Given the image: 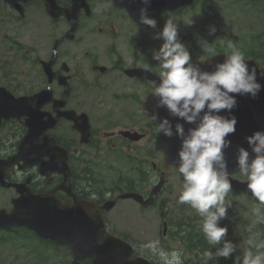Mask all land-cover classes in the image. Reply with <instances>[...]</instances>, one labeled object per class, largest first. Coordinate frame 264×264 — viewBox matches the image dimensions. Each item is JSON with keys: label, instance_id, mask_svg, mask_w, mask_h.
Here are the masks:
<instances>
[{"label": "flooded vegetation", "instance_id": "flooded-vegetation-1", "mask_svg": "<svg viewBox=\"0 0 264 264\" xmlns=\"http://www.w3.org/2000/svg\"><path fill=\"white\" fill-rule=\"evenodd\" d=\"M57 2L61 6H69L71 3L70 0ZM108 2L88 0L93 13H79L72 39L63 38L71 25L66 17L61 16L51 22L45 39L48 46L44 54H32L46 49L42 42L38 44V41L33 42L29 36L24 37L22 33L16 32L18 40L25 39L33 44V49L27 50V54L23 56L25 61L21 64L23 70L22 79L18 84L19 93L30 95L48 84L51 96L44 109L52 112L54 108H59L54 106L53 101H63V110L74 111L78 118H59L55 127L50 130V135L69 151L71 187L77 198L94 201L104 214L109 212L103 209L105 201L114 199L115 207L119 200L118 195L124 191H137L144 197L149 196L152 182L147 173L150 172L142 168L140 171L145 172L144 176L134 173L118 178L111 187L100 189L96 186L98 180L94 174L86 179L89 175L87 168L91 164L89 156L99 159L101 153L106 150L109 152L107 160L113 163L116 152L126 150L128 158L135 156L128 161L131 163L136 162L137 157L130 153L132 149L139 150L144 154L143 157H150L153 154L152 146L159 150L168 142L165 135L157 133V125L140 112L139 104L152 92L154 84L138 77L137 74L135 77L131 76V70L136 69L150 70L159 75L158 62L153 59L152 53L159 49L163 40L153 41V28L134 23L121 9L114 8L112 12L101 13L100 4ZM8 10L14 11L12 8ZM161 10L153 7L148 9L147 14L150 18L160 20ZM58 39L61 40L55 44ZM129 60L132 62L129 63ZM27 61L30 62V68L25 70ZM42 61L50 62V78L41 70ZM34 70L37 73H34ZM79 115L87 117L86 143L81 141L80 130L74 127L76 123L84 125V117L79 118L82 117ZM5 124L6 122L3 123L2 129ZM19 125V128L10 127L9 133L12 135L20 132V143L26 133V127L23 126L22 120ZM143 159L146 158H140L139 162L146 167L147 162ZM152 169L160 174V166L153 160ZM60 179V176H56L53 185L59 183ZM105 218L110 225L109 218Z\"/></svg>", "mask_w": 264, "mask_h": 264}, {"label": "clouds", "instance_id": "clouds-1", "mask_svg": "<svg viewBox=\"0 0 264 264\" xmlns=\"http://www.w3.org/2000/svg\"><path fill=\"white\" fill-rule=\"evenodd\" d=\"M149 0H141L147 5ZM138 22L155 29L157 22L147 15V8L142 6L138 12ZM183 22L191 26V15ZM215 26H209V34H214ZM162 39L158 50L152 57L158 62L159 81H154L151 95L157 108H165L169 116L194 125L185 131L182 123L175 125L167 117H159L153 112L149 120L155 122L157 133L167 137L175 135L181 141L177 151L176 171L182 178V191L179 204H186L201 217L200 230L207 244L215 247L203 252L204 264L214 258H228L242 249V255L235 257L234 264H264V240L251 235L245 241L246 246L236 245L226 239L228 229L220 226V221L228 215L232 200V183L229 178V160L226 150L232 147L229 136L235 134L237 120L231 115L237 107L238 96L255 98L264 90L258 75L264 78V70L248 64L244 52L236 48L227 38H221L231 49L230 53L218 61L212 70H204L199 63H193L184 43L179 39L177 20L168 17L162 30L154 34ZM210 42L201 38L202 52H211ZM132 61L129 60V63ZM200 63L203 61L199 60ZM227 112L225 116L221 113ZM251 149L237 146L234 154L235 166L243 177L246 186L257 205L251 209L248 231L251 233L258 226L264 225V129L254 130L245 136ZM218 245H222L217 247ZM142 254L148 260L154 258L159 264H183V249L171 251L161 247L159 240H150L140 245Z\"/></svg>", "mask_w": 264, "mask_h": 264}, {"label": "rangeland", "instance_id": "rangeland-1", "mask_svg": "<svg viewBox=\"0 0 264 264\" xmlns=\"http://www.w3.org/2000/svg\"><path fill=\"white\" fill-rule=\"evenodd\" d=\"M207 3L209 4V8H204L202 11L200 10V3H198L192 7V9H187L180 14V35H191L195 40H198V37H200L211 43L210 47L212 51L202 52L200 48L195 51L198 56L212 53L222 47H225L224 50L230 52L231 49L227 47L226 43L221 38L230 39L235 44L236 48L242 51L254 47L256 52L259 54L262 52V55H264V1L256 5H252L250 2L244 0H207ZM29 15L35 17L38 21L37 23L41 26L40 36L42 37L46 31L47 25L45 19L38 12L32 10L29 12ZM189 15H191V18L194 20L191 26L183 22ZM3 26L4 24L0 22V31L5 30L2 28ZM209 26H215L216 31L214 34H209ZM181 42L184 43L186 47L190 44V41ZM10 55H12L11 52L8 54L3 53L2 40L0 39V62L5 63L6 57L10 58ZM12 68H15V66L11 63L9 69ZM152 149L160 156L161 150H158L155 146H152ZM96 172L97 176H103L106 182L110 181L108 177L118 174V172L114 173L108 170L105 166H103L101 170H96ZM241 176V178H243L242 174ZM155 177V174H153V179H155ZM181 187L182 178L172 174L169 177L167 188L173 192H164L160 197L171 205L175 204L173 211H170L168 214L174 219L182 215L187 216L191 214L188 205L179 204L177 202L179 197L178 192ZM11 195V192L8 190L0 188V207H9ZM227 198L232 200L236 215L231 217L228 216L227 221L220 224V226L227 227L228 229L226 239L236 245L241 244L242 246H246L245 241L249 236L259 233L257 239L264 240V228H256L251 233L248 231L249 222L247 220L250 218L251 209L257 204L250 199L232 193H230ZM117 208L114 210L113 214L117 230L130 234L135 240V243L141 245L150 240H159L161 247L168 251L186 246L182 239L177 240L169 235L165 238L162 237V221L160 220L161 209L159 210L157 207L145 210L138 209L130 200L122 201L120 207ZM262 210L264 209L262 208ZM0 234L4 236V233L0 232ZM219 246L222 245H218L217 247ZM44 250V253H38L36 248L35 251L30 252L25 248L15 249L10 241H6L5 243H0V264H70V255L67 249H53L50 245ZM215 250L213 249L212 251L215 252ZM183 253V264H185V261H187L188 264H204L203 253L198 257L192 253L189 255L191 257L190 260L188 259V253L184 251ZM241 255L242 249L237 247L236 252L233 253L232 256L228 258H219L223 261L232 258L234 262L235 257ZM218 261V258H214L212 262L208 261V263L216 264Z\"/></svg>", "mask_w": 264, "mask_h": 264}, {"label": "water", "instance_id": "water-1", "mask_svg": "<svg viewBox=\"0 0 264 264\" xmlns=\"http://www.w3.org/2000/svg\"><path fill=\"white\" fill-rule=\"evenodd\" d=\"M192 1L160 0V3L170 5L179 2L180 6H182ZM166 7L173 9L176 6ZM224 56H216L210 59L211 63L200 67L204 70L211 71L214 64L222 61ZM247 62L250 66L257 68L258 72L264 70V65H262V68H259V64L256 61L250 60ZM257 78L264 85V78L259 75ZM221 114L225 116L230 115L227 112ZM234 114L237 120L236 132L229 136V139L232 141V147L226 150V158L229 160V173L238 171L234 160L237 146L248 149L250 155H254L251 154V149L244 138L254 130L264 129V90H261L255 98L238 96L237 107L231 115ZM184 124L189 125V128L192 126L186 122ZM180 144V139L174 135L173 143L166 152L168 160L175 165L178 159L177 151L180 148ZM43 153H47V151ZM171 156H173V159H171ZM231 183L233 188L250 193L247 189L246 182L231 179ZM25 197L28 196L26 195L21 198L20 206H29L30 200L33 203V206L28 208V212L21 213V210L19 211L25 222L45 237H50L60 243L68 244L74 253L75 259L93 255L94 257L90 264H153L141 256H136L132 259L133 247L126 241L108 234L104 229L102 230L100 226L101 220L92 207L87 206L88 210H86L81 203L74 202L73 204L62 203L67 206H58V204L55 207L50 206L48 210L44 205L47 203L45 200H43V204L39 202L42 199L29 197V200ZM73 264L76 263L73 262Z\"/></svg>", "mask_w": 264, "mask_h": 264}, {"label": "trees", "instance_id": "trees-1", "mask_svg": "<svg viewBox=\"0 0 264 264\" xmlns=\"http://www.w3.org/2000/svg\"><path fill=\"white\" fill-rule=\"evenodd\" d=\"M245 55H251V56H255L254 53H253V48H250L249 49V52H244ZM181 225V224H180ZM192 227H191V224L190 222L189 223H186V227H185V231H187V236H188V240L191 242L192 240H194V236L191 234L192 232Z\"/></svg>", "mask_w": 264, "mask_h": 264}]
</instances>
